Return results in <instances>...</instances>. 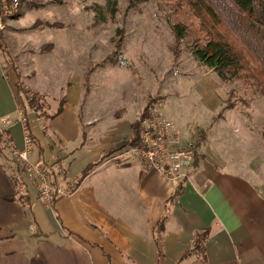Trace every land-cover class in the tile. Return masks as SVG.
Wrapping results in <instances>:
<instances>
[{"label":"crops","instance_id":"1","mask_svg":"<svg viewBox=\"0 0 264 264\" xmlns=\"http://www.w3.org/2000/svg\"><path fill=\"white\" fill-rule=\"evenodd\" d=\"M69 85L55 113H34L44 138L31 124L32 161L61 162V187L82 180L48 205L0 149V264H264V182L234 160V145L198 131L189 178L175 182L130 151L139 118L83 104L81 79ZM5 107L0 92V127L23 149L24 126L19 116L3 124ZM201 235L205 253H192Z\"/></svg>","mask_w":264,"mask_h":264},{"label":"rangeland","instance_id":"2","mask_svg":"<svg viewBox=\"0 0 264 264\" xmlns=\"http://www.w3.org/2000/svg\"><path fill=\"white\" fill-rule=\"evenodd\" d=\"M27 1L16 9L4 4L1 17L7 52L0 48V92L11 124L23 107L44 138L42 124L18 85L25 91L28 87L31 96L45 95L43 116L57 111L77 78L83 85V104H117L136 119L158 100L181 131L182 146L206 128V136L218 135L234 145L229 152L236 155L234 160L264 182V96L249 82H223L195 59V42L205 44L206 34L200 31L192 0ZM177 25L186 28L180 42ZM118 31L123 32L122 41ZM49 43L54 44L52 52L39 54ZM2 142L12 159L10 145ZM226 161L231 165V159Z\"/></svg>","mask_w":264,"mask_h":264},{"label":"trees","instance_id":"3","mask_svg":"<svg viewBox=\"0 0 264 264\" xmlns=\"http://www.w3.org/2000/svg\"><path fill=\"white\" fill-rule=\"evenodd\" d=\"M9 3L10 0L0 1V17L4 14V4L7 6ZM18 3V7L21 8L28 1L20 0ZM191 7L194 10L193 14L201 22L200 31L206 34L205 44L201 45V42H195L198 45L197 50L194 51L195 59L214 70L223 82H249L264 96V0H192ZM43 25L46 28H56L55 25L49 23ZM174 31L176 42L184 39L186 35L185 27L177 25ZM118 33L121 37L120 41H122L123 32L118 31ZM0 48L7 52L3 32L0 33ZM53 49V43L45 44L39 48L38 53L48 54ZM18 88L20 94L23 93L25 97L29 98L34 113L41 114V110L45 109L44 98L36 94L29 95L28 91H25L20 85H18ZM153 103L143 111L140 120L147 114ZM228 107L233 109L234 106ZM24 111L26 113L25 109ZM26 116V124L32 132L30 118L27 113ZM134 132L135 139L129 143V146L136 148L141 145L140 121ZM1 137L0 135V149L4 150L1 146ZM197 158L196 153L195 162ZM92 170L93 166H90L83 175H88ZM183 189V186H180L174 199L182 194ZM204 241V235H201L192 253L202 252L204 254V248L200 247Z\"/></svg>","mask_w":264,"mask_h":264},{"label":"built area","instance_id":"4","mask_svg":"<svg viewBox=\"0 0 264 264\" xmlns=\"http://www.w3.org/2000/svg\"><path fill=\"white\" fill-rule=\"evenodd\" d=\"M18 5V0H10L7 9H16ZM6 28L3 18L0 17V33H4ZM9 119L5 118L3 122L10 125ZM44 119L41 117L39 120ZM19 121L24 126V148L15 147L8 134L4 133L3 140L10 145L12 159L22 167L25 179L35 188L40 199L52 205L57 199L74 192L80 185V180L71 179L65 187H61L59 181L66 175L61 162L32 161L35 141L26 124L27 116L22 108L19 110ZM140 125L141 145L130 148V151L141 160L143 166L157 170L175 182L188 179L198 151L195 142L190 141L187 146L181 145V131L170 121L159 102L151 105L147 114L140 120Z\"/></svg>","mask_w":264,"mask_h":264}]
</instances>
